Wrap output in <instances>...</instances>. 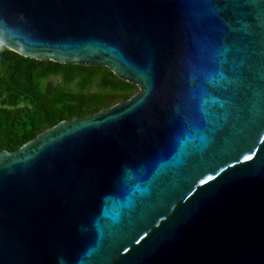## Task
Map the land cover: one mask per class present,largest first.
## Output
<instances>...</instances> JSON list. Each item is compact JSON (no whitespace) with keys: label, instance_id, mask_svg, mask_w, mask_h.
Here are the masks:
<instances>
[{"label":"water","instance_id":"1","mask_svg":"<svg viewBox=\"0 0 264 264\" xmlns=\"http://www.w3.org/2000/svg\"><path fill=\"white\" fill-rule=\"evenodd\" d=\"M0 43L138 87L0 150V264H264V0H0Z\"/></svg>","mask_w":264,"mask_h":264},{"label":"trees","instance_id":"2","mask_svg":"<svg viewBox=\"0 0 264 264\" xmlns=\"http://www.w3.org/2000/svg\"><path fill=\"white\" fill-rule=\"evenodd\" d=\"M137 90L106 66L34 59L0 43V150H15L61 120L93 114Z\"/></svg>","mask_w":264,"mask_h":264},{"label":"rangeland","instance_id":"3","mask_svg":"<svg viewBox=\"0 0 264 264\" xmlns=\"http://www.w3.org/2000/svg\"><path fill=\"white\" fill-rule=\"evenodd\" d=\"M54 81H58V78H55V80Z\"/></svg>","mask_w":264,"mask_h":264}]
</instances>
